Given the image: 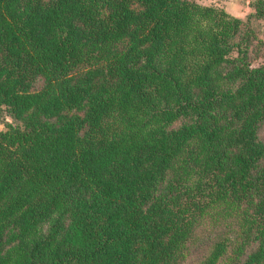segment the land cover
<instances>
[{
  "label": "trees",
  "instance_id": "1",
  "mask_svg": "<svg viewBox=\"0 0 264 264\" xmlns=\"http://www.w3.org/2000/svg\"><path fill=\"white\" fill-rule=\"evenodd\" d=\"M251 6L0 0V264H264Z\"/></svg>",
  "mask_w": 264,
  "mask_h": 264
},
{
  "label": "crops",
  "instance_id": "2",
  "mask_svg": "<svg viewBox=\"0 0 264 264\" xmlns=\"http://www.w3.org/2000/svg\"><path fill=\"white\" fill-rule=\"evenodd\" d=\"M201 3L224 7L231 14L245 18L253 9L252 0H198Z\"/></svg>",
  "mask_w": 264,
  "mask_h": 264
},
{
  "label": "rangeland",
  "instance_id": "3",
  "mask_svg": "<svg viewBox=\"0 0 264 264\" xmlns=\"http://www.w3.org/2000/svg\"><path fill=\"white\" fill-rule=\"evenodd\" d=\"M204 4H205V3H204ZM260 34H261V36L264 38V26L262 27V29H261V31H260ZM261 55H263V52L261 53ZM250 59H251L252 63H254V64H258L259 62L264 61V57H256V56H254L253 54H252V56H251ZM4 117H5V115H3V116L1 117V120H2V119L4 120ZM260 134H261V136L264 138V127L261 129ZM193 256H194L193 259L190 260L187 264H192L193 261L196 260V256H197L196 253H194Z\"/></svg>",
  "mask_w": 264,
  "mask_h": 264
}]
</instances>
